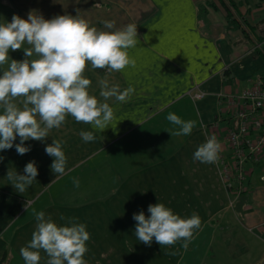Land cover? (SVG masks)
<instances>
[{"label": "crops", "instance_id": "1", "mask_svg": "<svg viewBox=\"0 0 264 264\" xmlns=\"http://www.w3.org/2000/svg\"><path fill=\"white\" fill-rule=\"evenodd\" d=\"M119 1L121 9L123 2ZM143 1L149 10L138 13L137 22L120 11L109 20L115 26L120 21L137 25L138 44L128 49L135 64L117 72L105 69V74H97L88 66L84 73L92 81L90 94L98 100L102 99L98 81L103 78L121 90L129 86L134 89L125 103L107 101L114 108L115 117L109 127L103 131L93 129L68 116L59 129L51 130L46 141H26L28 153L19 155L15 146L0 151L3 157L0 160V261L4 259L5 264H24L20 249L30 242L37 224L34 213L39 211L61 226L70 220L86 225L90 233L84 255L86 264H140L139 257L148 263L159 254L162 262L170 263L173 256L178 264L183 258L182 242L161 248L153 241L149 247L134 235L133 214L143 211L148 216V206L156 203H163L182 218L198 214L202 226L194 238L199 233V238L205 239L204 247H216L208 253L211 257L214 254V259L219 254L227 263L264 264V187L259 182L264 157L245 166V190L236 198L222 176V162L231 160L227 134L236 125L235 108L228 106L226 97L250 87L252 73L258 75L264 69V41L263 51H254L257 59L246 58L252 51V32L264 30V0ZM30 2L45 19L77 12L93 15L104 11L107 15L110 10L108 0H79L78 7L70 0ZM63 2L67 9L62 12ZM1 3L0 8L9 9L11 18L17 15L14 0H1ZM224 4L228 5L230 14ZM91 21H88L90 26L96 27ZM242 29L246 31L244 34ZM35 58L33 55L29 59ZM238 60L242 63L232 67ZM227 66L230 70L223 73ZM199 89L207 96L193 100L190 95ZM170 113L195 122L190 135L170 134L178 131V126L167 120ZM81 131H93L95 141L84 142L79 135ZM213 135L222 145L219 161L212 164L194 161L195 150ZM53 139L64 142L67 156L65 174L57 178L50 169L53 158L45 152ZM15 143H19V138ZM110 158L139 161L135 168L116 167L109 191L100 196L106 179L105 169L101 175L98 164ZM32 161L38 168V176L25 192L18 193L6 174L9 169L23 174L26 164ZM105 188L108 190V185ZM48 190L50 199L39 201ZM69 191H73L78 201L70 196L66 202H60ZM124 207H128L126 211ZM82 208L84 214L79 212ZM109 209L125 212L121 221H116L119 225L116 230L121 229V233H109L105 227L99 235L94 234L98 230L92 223ZM66 212L77 215L71 218ZM221 234H224L222 238ZM235 243L240 247L239 252L233 249ZM227 245L231 247L224 250L223 246ZM40 256V264H46L48 257L43 250Z\"/></svg>", "mask_w": 264, "mask_h": 264}, {"label": "clouds", "instance_id": "2", "mask_svg": "<svg viewBox=\"0 0 264 264\" xmlns=\"http://www.w3.org/2000/svg\"><path fill=\"white\" fill-rule=\"evenodd\" d=\"M106 29H114L115 22H102ZM137 25L127 24L114 31H102L90 26L88 21L76 15H57L45 19L36 11H30L27 19L13 15L11 22L0 23V151L15 146L19 155L30 151L26 141L44 142L52 129H59L68 116L77 123L91 125L93 129L105 130L114 117L111 99L125 103L134 89L121 90L111 85L107 78L98 81L99 99L91 95L92 81L84 75L91 69L122 71L135 60L128 49L135 48ZM28 47L22 48L23 45ZM23 50V60L10 59V51ZM36 56L35 59H29ZM6 66V67H5ZM167 120L178 126L171 135H190L194 121H184L174 113ZM84 142H94L93 131H81ZM19 138V143L15 141ZM64 142L53 139L45 152L53 158L50 165L55 177L65 174L67 156ZM222 145L215 135L198 146L193 160L201 163H217ZM3 160V157H0ZM38 176L35 161L26 164L23 174L8 170L6 178L18 192L23 193ZM146 216L143 211L133 214L136 221L134 235L146 246L153 241L162 247L178 242L187 249L194 234L201 229V218L193 213L182 218L163 203L150 204ZM36 229L27 246L20 249L24 264H40V251L46 253V264H86V242L90 233L86 225L68 221L61 226L45 212L34 213ZM63 219V217H61Z\"/></svg>", "mask_w": 264, "mask_h": 264}, {"label": "rangeland", "instance_id": "3", "mask_svg": "<svg viewBox=\"0 0 264 264\" xmlns=\"http://www.w3.org/2000/svg\"><path fill=\"white\" fill-rule=\"evenodd\" d=\"M30 1L31 0H14V4H15L14 9L16 10V14L19 15L20 17L24 18V19H27L28 13L30 11H36L37 7L34 4H32V2H30ZM60 1H62V0H60ZM70 1L74 2L75 6H77L78 3H79V0H70ZM97 1L100 2L101 0H97ZM118 1L117 0H108V6H109L110 10L107 12V15H105L104 11L99 12L97 14L93 13V15H80V14L79 15L81 17H83L84 19H86V21L92 20L91 22L94 23L96 25V28L99 29V27L101 25H103L102 22L105 21L106 17H107L106 20H110V17L114 16L119 11H120V14L126 13V14H128V16L130 18L134 17L133 22H137L138 19H136V17L140 16V15H138V13L141 14L143 11L149 10V8L147 7V4L143 0H120L121 2H123L121 9H120V7H118V6H120ZM1 6H2V3H1V0H0V7ZM61 6H62V12L66 11V9H67L66 3L65 2L61 3ZM48 9H51V8H48ZM39 10H41L40 7H39ZM82 10H83V5H82ZM9 13H10L9 9L7 11V9L0 8V23L6 22V21L7 22H11L12 18H11V16H9ZM37 13L40 14V12H37ZM60 15H62V14H60ZM236 18L239 19L238 17H236ZM240 21L243 22L242 20H240ZM126 23L127 22L120 21L118 23V25H116L114 27V29H111V30L106 29L103 26L102 31H114V30H117V29H121L124 26H126ZM246 29H247V31L249 33L250 31L248 30V28H246ZM99 30H101V28ZM251 40L254 41V43L252 42L251 47L253 45L255 46L257 44L256 43L257 41L255 39H253V37H251ZM248 45H249V43H248ZM24 47H28V45L25 44V45L22 46V48H24ZM249 50H250V48H249ZM9 55H10V59L12 58V59L17 60V58L24 56V52H23L22 49L21 50H17L15 52H11L10 51ZM247 55H248L246 57L247 59H250L249 57H255L257 59L256 52H254L253 48H252V51L247 53ZM241 63H242V60L235 61L232 64V67H238L239 64H241ZM95 72L97 74L98 73L101 74V73H104V72L106 73L105 69L102 72H97V71H95ZM263 72H264V69L262 68L261 73L258 74V75H261ZM258 75L256 73H252V76H250V78H249L252 81L251 83L254 82L256 76H258ZM115 160L113 158H110L109 161L105 160L104 164H98L99 165V170L101 169V175H102L103 169H105L103 178L106 179V185H108V190L105 188L106 187V185H105V187L101 190V195L100 196H102L105 191L106 192L109 191V187L111 185V180L114 178L115 173H116V167L118 169H122L123 168L125 170V169H128V168H132L139 161V160H134V158H125V159H123V161L117 160V159H115ZM133 168H135V167H133ZM117 172H119V170ZM96 177L98 178V177H100V175H97ZM75 191H78V190H75ZM49 193L50 192L48 190V192H46L45 195L42 196L39 199V201L42 202V201H45L47 199H50L49 198ZM65 197L66 198L63 199L64 201L60 200V202H66L70 198L71 199L74 198L75 200H77L76 197H74V195H73V191L67 192ZM68 197H70V198H68ZM115 198H117V197H115ZM79 199H81V198H79ZM127 208L124 207L125 211L127 210ZM111 211L112 212H110V209L106 210L105 214H100L99 215V217L97 219V222H93L92 223V226L96 227V230H98V231H94V234L96 232V234L99 235L100 232H102V230L105 229V227H107L106 229H107V231L109 233H111V232L115 233L116 231H118V229L116 230V227L119 226L118 222L121 221V217H124L125 212H121V210H119V211L111 210ZM79 212L81 214H84L86 212L85 208L80 209ZM49 214L50 213L47 212V215H49ZM65 214H67V212ZM67 215L69 217H71V218H74V217H76L77 214H74L72 212H68ZM116 221H118V222H116ZM63 225H65V224H63ZM118 232L121 233V229H119ZM204 234H206V233H204ZM223 236H224V234H221V238ZM132 243H134V242H132ZM204 243H205V239H203V237L199 238V233H198L197 236L193 240H191V242L189 243L188 248L187 249L184 248L182 261H179L178 264L179 263L180 264H239V263H235V262L227 263L228 261H224L225 257L224 256H220L219 254L214 259V254L211 257L209 255H212V254L208 255V253H209L210 250L211 251L214 250L215 246L212 247V245H209L208 247L207 246L204 247ZM180 247H182V244H180ZM229 247H231V246H229V245L223 246L224 250L229 249ZM239 248L240 247L238 246L237 243L233 244V249L235 250V252H239ZM217 249H218V247H217ZM129 252H130V250H129ZM200 254L202 255V257H200ZM135 257H137V256H135ZM152 257H155V255H152ZM199 257H200V263H199ZM137 260L139 261L140 264H175L173 256L170 259V263H168L167 261L165 263L162 262V254H159L158 256H156L153 260H151L148 263H146V261H144V258L141 259V257H139ZM240 263H242V261H240Z\"/></svg>", "mask_w": 264, "mask_h": 264}, {"label": "built area", "instance_id": "4", "mask_svg": "<svg viewBox=\"0 0 264 264\" xmlns=\"http://www.w3.org/2000/svg\"><path fill=\"white\" fill-rule=\"evenodd\" d=\"M262 45L263 43H257L253 50L263 51ZM228 70L230 66L224 67L223 73ZM206 96L207 94L200 89L199 92L190 95L193 100H201ZM226 102L230 108H235L236 125L227 134L231 160L226 164L222 162V176L229 191L236 198L245 190L247 176L245 166L264 157V72L256 76L250 87L244 88L235 96H227ZM259 182L264 187V168Z\"/></svg>", "mask_w": 264, "mask_h": 264}, {"label": "trees", "instance_id": "5", "mask_svg": "<svg viewBox=\"0 0 264 264\" xmlns=\"http://www.w3.org/2000/svg\"><path fill=\"white\" fill-rule=\"evenodd\" d=\"M230 2H231V0H230ZM224 6H225V8H227L226 10H227V13H229L230 14V11L228 10V5L226 6V4H224ZM232 6V5H231ZM243 30V29H242ZM246 31H244L243 30V32H242V34H244ZM252 35H253V39H255L257 42H259V43H261V42H263L264 41V30H261V29H258V30H255V31H253L252 32ZM248 37V36H247ZM246 37V38H247ZM251 40V39H250ZM253 41V40H252ZM254 42V41H253ZM252 48H253V46H252ZM95 71H97V72H102V71H104V69H95ZM0 264H5L4 263V259H2L1 261H0Z\"/></svg>", "mask_w": 264, "mask_h": 264}]
</instances>
